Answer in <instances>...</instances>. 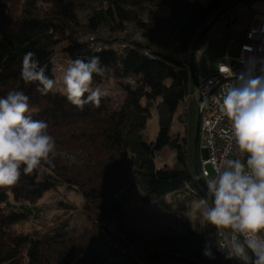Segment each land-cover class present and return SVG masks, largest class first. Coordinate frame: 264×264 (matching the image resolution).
Returning a JSON list of instances; mask_svg holds the SVG:
<instances>
[{"label": "trees", "instance_id": "trees-1", "mask_svg": "<svg viewBox=\"0 0 264 264\" xmlns=\"http://www.w3.org/2000/svg\"><path fill=\"white\" fill-rule=\"evenodd\" d=\"M249 1L0 0V264H138L107 247L103 224L136 244L146 264H225L217 209L191 220L195 202L208 197L195 172L198 101L183 115L186 136L173 133L174 115L196 90L190 65L201 33L221 15L237 22ZM161 8L171 14L155 16ZM130 29L141 33L130 37ZM153 111L159 133L147 142ZM166 148L175 163L159 167ZM256 152L242 147L238 167L252 165ZM125 185L171 210L184 233L148 238L129 226L115 198ZM60 186L79 191L82 205L60 202L64 213L51 225L27 229Z\"/></svg>", "mask_w": 264, "mask_h": 264}, {"label": "built area", "instance_id": "built-area-1", "mask_svg": "<svg viewBox=\"0 0 264 264\" xmlns=\"http://www.w3.org/2000/svg\"><path fill=\"white\" fill-rule=\"evenodd\" d=\"M247 6L251 21L237 55L225 52L217 73L198 81L184 102L188 112L195 93L203 98L201 148L207 158L200 161V173L232 225L229 228L223 219L216 221L225 264H264V224L247 203L254 193L264 199V0H250ZM140 33L130 29L125 34L135 37ZM91 44L94 47L93 40ZM245 146L260 152V165L238 167L235 159ZM115 198L120 203L135 201L128 185ZM99 230L110 250L146 264L115 226L103 224Z\"/></svg>", "mask_w": 264, "mask_h": 264}, {"label": "rangeland", "instance_id": "rangeland-1", "mask_svg": "<svg viewBox=\"0 0 264 264\" xmlns=\"http://www.w3.org/2000/svg\"><path fill=\"white\" fill-rule=\"evenodd\" d=\"M203 4H207L210 0H200ZM243 11L242 15L240 11ZM239 20L234 22V16L223 19L219 21L214 28L209 32L206 37L205 45L203 49H200L196 55V76L199 82L204 81L208 75L215 73L218 68L217 56L222 54L227 48L231 40L234 41L232 45L231 55H237L235 51L238 50L239 45L245 39V33L249 27L251 21V14L248 6L242 7L239 10ZM171 14L169 8H161L154 14L155 16H168ZM207 45V46H206ZM66 58L63 55H59L56 58L55 65L53 67V72L57 78L60 80L66 77ZM112 87L113 83H110ZM169 86L173 82L168 81ZM119 90V89H118ZM119 94H117L118 97ZM120 97V96H119ZM195 100L199 102V95L195 93ZM186 110V106L182 103L176 110L174 115V134H179V136H186L188 134L187 123L183 117ZM8 141L12 144L15 142V136L13 133L7 129ZM159 133V118L156 111L152 112V116L148 122L147 130L145 131V138L147 142H155ZM252 165H260V152H256L252 158ZM176 160V154L173 150L166 148L157 155V164L159 167L174 165ZM264 165V156H263ZM131 190V189H130ZM133 195L135 199L133 205L125 203V211L127 213V221L129 226L136 228L141 231V234H148V238L161 235L162 233H174L176 235H181L184 233V227L176 217V215L171 211L167 210L163 206L157 205L155 203H149L144 201V193L138 188L133 189ZM210 199V198H209ZM206 196H200L198 201L194 205V213L191 216L192 221H197L201 218V211L205 209H213L214 206L211 201ZM65 202L72 204L76 207H80L83 202L82 194L72 188L67 186H60L51 193H47L44 199L40 202L41 206L47 205L48 210L44 211L41 218L34 223L26 224L27 229L40 228L43 229L46 226L51 225L54 218L64 213L63 210H58V203ZM247 203L254 213L262 215L264 221V199L260 196V193L251 194L247 199ZM202 205V206H201ZM201 206V209H200ZM216 209V207L214 206ZM199 211L198 213H196ZM216 221L220 220L216 218ZM134 250L139 257H144L140 255L136 244H132ZM144 262L147 263L143 259Z\"/></svg>", "mask_w": 264, "mask_h": 264}, {"label": "water", "instance_id": "water-1", "mask_svg": "<svg viewBox=\"0 0 264 264\" xmlns=\"http://www.w3.org/2000/svg\"><path fill=\"white\" fill-rule=\"evenodd\" d=\"M223 15L219 16L217 19H215L200 35L197 44L194 47V52L192 54V59H191V65H190V73L194 81L195 87L198 85V80L196 78V74L194 71V60H195V49L196 47L204 40V38L209 34V32L214 28V26L220 21ZM203 103V98L200 97L199 102H198V120H197V127H196V133H195V138H194V150H195V172L196 175L200 181L201 187L203 190L206 192L207 196L210 198L211 202L213 205L216 207L217 211L221 215L223 221L227 224L229 228L232 227L231 223L225 216L223 212L219 210V207L215 201L214 196L212 195L211 191L208 189L204 179L202 178V175L200 173V168H199V158L201 159H206L207 158V152L201 148V120H202V114L200 112V107L202 106Z\"/></svg>", "mask_w": 264, "mask_h": 264}, {"label": "crops", "instance_id": "crops-1", "mask_svg": "<svg viewBox=\"0 0 264 264\" xmlns=\"http://www.w3.org/2000/svg\"><path fill=\"white\" fill-rule=\"evenodd\" d=\"M206 44V43H205ZM204 44V45H205ZM234 44V41L233 40H231L230 42H229V44H228V46H227V48L225 49V51L222 53V54H220L219 56H217V62H218V66H219V64H220V60H221V58H222V56L225 54V52H227V51H229V52H231L232 53V45ZM203 45V46H204ZM203 46H201V48L200 49H203ZM207 46V45H206ZM199 49V50H200ZM198 50V51H199ZM238 52V50L237 51H235V53H237ZM198 53V52H197ZM197 53L195 54V60H194V71H195V74H196V55H197ZM217 70H218V68H217ZM217 70H216V72L215 73H217ZM215 73H212V74H210V75H208L207 77H209V76H211V75H213V74H215ZM198 80V79H197ZM130 194H131V196L133 197V198H135L134 197V195H133V191L132 190H130ZM136 199V198H135ZM133 205V204H132Z\"/></svg>", "mask_w": 264, "mask_h": 264}]
</instances>
